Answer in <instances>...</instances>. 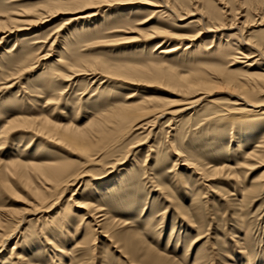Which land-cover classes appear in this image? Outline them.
Returning a JSON list of instances; mask_svg holds the SVG:
<instances>
[{
  "label": "rangeland",
  "instance_id": "374dc122",
  "mask_svg": "<svg viewBox=\"0 0 264 264\" xmlns=\"http://www.w3.org/2000/svg\"><path fill=\"white\" fill-rule=\"evenodd\" d=\"M72 1L0 0V125L45 116L82 126L136 92L132 102L153 97L177 109L186 97L167 83L84 71L135 67L167 79L218 72L242 80L241 53L264 51V0H99L76 15L56 11ZM211 26L225 29L214 39L204 33L191 48L177 40ZM234 102L218 91L159 119L150 133L114 127L92 165L17 124L0 142V209L12 210L7 230H15L0 264H264V158L248 157L257 138L242 135L244 125L219 116ZM238 131L240 141L229 142ZM57 157L88 176L50 212L31 213L32 188L41 184L31 163ZM116 162L118 172L105 176ZM101 177L113 182L98 187ZM88 204L110 222L99 228Z\"/></svg>",
  "mask_w": 264,
  "mask_h": 264
},
{
  "label": "bare ground",
  "instance_id": "6f19581e",
  "mask_svg": "<svg viewBox=\"0 0 264 264\" xmlns=\"http://www.w3.org/2000/svg\"><path fill=\"white\" fill-rule=\"evenodd\" d=\"M128 2L132 3V1ZM100 6L102 5L99 0H74L72 2L66 3L64 6H58L56 11H65L67 13L76 15L80 12H83L84 10L97 8ZM96 14V12H93L83 17L90 18ZM83 17L77 16L75 19ZM149 19L150 18H146L139 24H145L149 21ZM223 29H225L223 26H211L210 28L204 27L200 28L198 33L194 36L181 35L177 37V40H181V43L186 40L189 45L187 48H191V46L194 44V41L201 39L204 33L213 32L214 34H212V38L214 39L216 36L215 33L220 32ZM11 33L13 32L11 31ZM174 50L176 49L161 50L160 52L163 53ZM255 51L257 53H254L255 55H252L251 53H241L243 59H245L244 61L234 59L235 62L240 61L241 64H243V67L246 68L245 79L242 80H238L229 76L228 74L225 77L218 72L213 73L214 76L211 78L209 77V79L203 76H174L167 79L165 75H157L156 72L149 74L144 70L135 67L112 68L103 66L102 69L100 68V73H98L96 69H91L90 67V69L88 68L84 71L85 74H100L105 78L113 76L126 80L128 83L131 81L130 84L137 81L157 82L161 84L167 83L168 86L172 87L174 90H177L178 93L183 94L186 99L182 100V103L179 106L176 105L177 109H172L170 107L166 108L165 105L159 103L158 99L153 97L140 98L139 101L132 102L131 99L134 98L135 94H137L136 92L126 96L120 103L111 104L108 106V108L104 109L101 114L92 115L91 118L82 126H74L71 124L57 125L50 122L45 116L13 117L8 120L5 119L0 125V142L4 136L17 124H28L29 129H32L40 134H45L46 138L49 140L62 143L71 149V152L73 151L74 155L76 153V155L78 154L86 157L85 162L87 165H92L101 160L103 154L101 149H105L103 143H105L106 139L108 140L114 130V127L115 129L117 126H119V128L124 127L125 129H129L131 131L147 129L149 130L148 133H150L152 132V128L157 123V121L164 116L171 115L174 119L179 114L190 108H193L204 98L209 97L218 91H225L236 97V102H234L235 106L233 108L223 109L219 116H222L225 120L244 125L245 130L243 131L242 135H248V137L250 136L257 138L255 148L248 154V157L251 159L261 157L264 158V65L262 64V66H256V60H252L254 57L264 59V51L259 49H256ZM199 94L202 95V97L196 98V95ZM240 137V132L238 135H233L232 133V135L229 137V142H235ZM117 144L118 143L116 142V145ZM31 164L36 166L35 168L38 172V178L41 183L38 186L32 188L31 191V196H33L35 199V204L31 205V208L28 210H32L31 213L34 214L50 212L58 205L59 201L63 198V194H65V192L68 191L70 187L78 185L82 181L83 177L88 176V170H85L86 168L78 169L76 166H74V161L64 157H57L55 159L52 158L50 161L42 162L40 165L35 163ZM119 164L120 163L118 162L113 164L111 166V171L105 176L111 174L113 170L118 172L117 165L119 166ZM102 178L105 177H101L100 179ZM103 180L104 179L99 181V183H96L98 184V187H108V185L113 182L111 180ZM88 207L90 208L88 212L89 216L93 218V221H95V224L99 226V228H102V225L110 222L111 217L103 213L101 209L98 207H93L91 204H88ZM12 214V210L2 208L0 209V248L5 247V244L8 243L11 234L15 231L13 229L7 230V225L10 221L8 216L12 217ZM104 230L105 229L103 228V232H101L102 234L106 233V230L105 232ZM138 245H140V243Z\"/></svg>",
  "mask_w": 264,
  "mask_h": 264
}]
</instances>
